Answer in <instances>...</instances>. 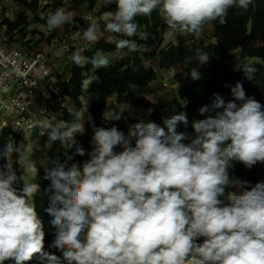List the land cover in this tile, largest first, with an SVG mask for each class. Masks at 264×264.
<instances>
[{"label": "clouds", "instance_id": "obj_1", "mask_svg": "<svg viewBox=\"0 0 264 264\" xmlns=\"http://www.w3.org/2000/svg\"><path fill=\"white\" fill-rule=\"evenodd\" d=\"M252 3L102 0L104 8L115 5L114 10L104 11L100 20L86 17L85 43L70 56L72 64H90L93 70L81 80L82 92L99 79L95 71L110 66L101 50L84 55L87 45L98 43L104 32L113 34L109 42L115 44L116 57L123 58L149 50L130 39L149 38L136 22L138 16L158 10L171 33L198 38L206 25L225 24L229 9L247 11ZM73 18L72 11L58 7L41 30L51 33ZM117 34L127 38L117 39ZM209 60L207 52L197 49L196 66L185 77L200 80V67ZM237 67L253 79L254 67ZM13 71L20 75L19 69ZM230 91L232 99L214 94L211 106L199 109L204 118L193 121V135L176 130L178 123H188L184 112L163 120L167 131L142 119L129 125L127 134L115 126L93 125L87 153L75 140L85 132L81 111L70 112V122L32 121L39 137L47 136L46 148L56 141L66 150L75 145L73 154L65 152L64 162L57 160L45 169L44 178L50 181L45 211L54 229L50 247L61 255L45 250V227L35 203L39 170L31 151L9 139L0 148V264H29L33 259L40 264H264V182L249 185L229 173L234 162L247 169L264 164V104L246 95L241 82ZM79 99L87 111L88 102ZM129 108L125 104L104 118L119 121ZM77 155L88 159L80 163L74 160ZM20 161L27 166V177L17 175ZM21 181L22 188H17Z\"/></svg>", "mask_w": 264, "mask_h": 264}, {"label": "trees", "instance_id": "obj_2", "mask_svg": "<svg viewBox=\"0 0 264 264\" xmlns=\"http://www.w3.org/2000/svg\"><path fill=\"white\" fill-rule=\"evenodd\" d=\"M11 1L21 5L25 12L20 13L15 21L4 19L2 25L7 26L8 33L17 32L24 40L30 26L29 16L26 12L30 13L35 21H39L40 2L39 0ZM99 1L101 0H87L89 9L94 10ZM114 8L115 5L108 9L102 6L98 16L101 17L104 11L114 10ZM136 22L141 26V30L149 33V38L147 41L139 40L138 36L130 39L136 40L137 43L146 44L149 49L147 52L128 53L123 58H117L115 44L101 39L91 48H88L84 55L91 57L97 50H101L109 57L111 63L108 68L95 71V75L99 79L90 86L89 90L82 92L81 80L93 73L91 65L81 68L72 64L69 78L57 83L58 94L51 93L52 104L48 106V111L53 115H59L60 121L70 122L73 119L67 109L58 105L60 98H68L77 109L83 108L79 97L85 96L87 98L88 112L93 117V121L86 124L85 132L76 141L85 149L86 153L90 151L93 125L105 128L115 126L123 132L128 129L119 121H108L104 118V113L109 107L108 101L113 96H116V103L110 106L113 112L118 113L120 111L119 104L127 95L130 97L133 107L150 110L152 121L162 127H165L163 124L165 118L175 113L184 112L188 123L187 125L178 123L176 130L189 135L194 134L193 121L204 118L200 115L199 109L202 106L210 107L214 94H220L225 101L232 99L230 90L237 82L243 84L246 95L253 96L261 104H264V0H253L247 11L239 8L229 9L226 23L223 25L218 21L212 22L214 42L211 44L198 42L197 37L188 35L185 44L164 46V35L169 29L158 10H154L150 16L136 17ZM101 25L103 27V22ZM57 37L58 33L54 30L46 40L51 43ZM116 38L126 39L127 37L117 34ZM31 43L39 47L41 42L27 41L25 44ZM197 49L207 52L210 60L200 67L202 78L193 81L190 77L185 76L192 67L196 66L195 53ZM124 51L127 52V49ZM188 58H192V63H186ZM154 60H158L160 70H173L175 72L174 79L178 84L177 98L166 105L153 103L147 99L153 94L151 85L158 79L157 71L152 66ZM237 64L254 67L253 79L248 80L242 68H238ZM130 84L135 85V87L130 88ZM122 118L126 119L130 125L139 121L138 119H131L126 113H123ZM165 131H167L166 127ZM9 139L19 145L21 136L9 128H2L0 130V148ZM74 152L75 145L67 151L69 155ZM86 159H88L87 155L74 157V160L80 163ZM64 160L65 153L60 156V162H64ZM3 163L4 161L0 160V164ZM15 167L17 171L18 164ZM232 175L242 181H247L249 185L264 182V164L258 163L253 168L247 169L243 164L235 162ZM44 177L45 174L42 177L40 192L36 194L35 203L38 215L45 227V250L60 256L57 249L50 247L54 240V229L49 224L51 217L45 211L49 205L45 190L50 181ZM29 264H40V262L33 259Z\"/></svg>", "mask_w": 264, "mask_h": 264}, {"label": "rangeland", "instance_id": "obj_3", "mask_svg": "<svg viewBox=\"0 0 264 264\" xmlns=\"http://www.w3.org/2000/svg\"><path fill=\"white\" fill-rule=\"evenodd\" d=\"M40 2V10L38 12L39 21H35L34 17L26 12L29 16V28L27 31V35L24 40L21 39V35H19V42L24 44L25 41H33V42H41L39 47L43 49L45 52L49 54L51 62L55 65V69L53 71L52 76L46 81L44 86V90L46 91V98H41L38 101V105L36 106L35 113L41 117L40 119H48L54 118L56 122L60 121V118H56L53 114H42L41 112L46 109L47 104L51 102V93L55 90L57 83L62 80H66L69 76V65L68 61L72 54V51H75V47H79L83 45L85 42L82 40V32L87 28V22H84L85 16H93L95 19L100 20L98 16V12L102 5V0L97 3V6L94 10H90L87 6H85V0H39ZM58 7H64L67 10H70L74 13V18L70 24L65 25L63 28L55 29L58 33V37L56 40H53L51 43L47 42V38L52 34L46 33L41 30V26L46 24V18L48 14L54 12ZM25 12V10L19 6H13L11 8H4L2 18L0 21L4 19H9L10 21H14L20 13ZM8 14V15H7ZM87 21V20H86ZM103 21H100L102 24ZM101 29L103 27L101 25ZM212 27H206L200 37L197 38L198 42H203L205 44H211L214 42L212 38L213 34ZM106 32H104L105 35ZM103 35V36H104ZM188 40V35L183 34H173L170 30L164 35V46L170 44H185ZM92 44L87 45V49ZM115 57V56H113ZM152 66L158 72V79L154 83V99L161 102L170 101L177 94V86L176 81L174 79L175 72L173 70H165L162 71L158 67L157 60L152 62ZM45 99V100H43ZM43 100V101H41ZM46 102V104H45ZM123 103V101H122ZM120 103V104H122ZM69 106V105H68ZM130 108L126 113L131 119L144 120L145 122L151 120L149 117L146 119L145 110L142 108H134L131 104H129ZM48 109V108H47ZM121 110V108L119 107ZM39 119V120H40ZM152 121V120H151ZM6 122V116L0 115V130L3 128V123ZM130 125V124H129ZM127 134V133H126ZM76 136H79L78 134ZM77 138V137H76ZM47 141V136L39 137L38 131L27 135L24 140L21 142V145L29 149L33 154H31V159L34 161L38 167V169H42L45 172L46 168H51L54 166V163L51 162V158H53L54 162L60 161V154L65 153L67 150L65 147L59 142L57 143L58 151L53 152L50 156L49 153L52 152L54 143L50 147H45V143ZM24 166V173L27 177V166L24 161H20ZM37 177L35 178V180Z\"/></svg>", "mask_w": 264, "mask_h": 264}, {"label": "built area", "instance_id": "obj_4", "mask_svg": "<svg viewBox=\"0 0 264 264\" xmlns=\"http://www.w3.org/2000/svg\"><path fill=\"white\" fill-rule=\"evenodd\" d=\"M0 21V115L6 116L3 128H9L19 133L22 131L35 132L31 122L39 120L35 113L38 101L46 98L44 86L52 76L55 65L49 54L34 43H20L19 34L8 33L7 26ZM19 69L16 75L13 69ZM58 94V91H54ZM45 100V99H43ZM41 100V101H43ZM70 100L60 98L58 105L67 109ZM46 104V102H45ZM47 104L44 112L48 114Z\"/></svg>", "mask_w": 264, "mask_h": 264}, {"label": "crops", "instance_id": "obj_5", "mask_svg": "<svg viewBox=\"0 0 264 264\" xmlns=\"http://www.w3.org/2000/svg\"><path fill=\"white\" fill-rule=\"evenodd\" d=\"M13 6H16V7H19V6H21V5H19V4H17V3H15V2H13V1H11V0H0V18H2V14H3V9L4 8H11V7H13ZM22 7V6H21ZM101 7H102V5H101ZM100 7V8H101ZM23 8V7H22ZM24 9V8H23ZM8 15V14H7ZM86 17L87 16H85V18H84V22L86 23L87 22V24H88V21H86L87 19H86ZM17 19V18H16ZM15 19V20H16ZM14 20V21H15ZM212 27V29H213V26H212V24L210 23L207 27ZM206 28V27H205ZM204 28V29H205ZM212 34H213V32H212ZM110 36H112V34H110V33H105V35L101 38V39H105V40H107V41H109V37ZM212 38H213V36H212ZM100 39V40H101ZM95 44V43H94ZM94 44H92V45H94ZM92 45L89 47V48H91L92 47ZM68 59H70V58H68ZM157 62H158V60H157ZM68 65H69V69L71 68V66H72V63H71V60H69L68 61ZM157 71V70H156ZM163 71H165V70H163ZM69 73H70V70H69ZM157 74H158V72H157ZM69 76H70V74H69ZM69 76H68V78H69ZM67 78V79H68ZM155 83V82H154ZM154 83L151 85V87H152V90H153V94H152V96H150V97H147V99L149 100V101H151V102H153V103H159L160 101H157V100H155L154 99ZM176 88H177V90H178V84H176ZM87 102H88V100H87V98L84 96L83 97ZM175 98H177V94L175 95V97L173 98V99H171L170 101H167V102H161V104L162 105H166V104H168L169 102H171L172 100H174ZM108 103H109V107L106 109V111H105V113H104V115L105 116H109V115H111L112 113H114L112 110H111V108H110V106L112 105V104H115L116 103V96H113L112 98H110L109 99V101H108ZM125 104L126 105H129V104H131V102H130V97L129 96H124L123 97V103L122 104H119V107L122 109L123 107H125ZM135 108V107H134ZM138 109V108H137ZM67 110L69 111V112H75V111H81L82 112V114H83V118H84V120L86 121L85 122V126H86V124L87 123H91L92 121H93V117L89 114V112H88V110L87 111H85L84 110V108H82V109H77L74 105H73V103L70 101V103H69V106L67 107ZM145 110V109H144ZM126 113L128 112V110H126L125 111ZM129 113V112H128ZM145 114H146V119L149 117L150 119H151V111L150 110H145ZM56 118H59V115L57 116V115H54ZM152 120V119H151ZM119 122H121V123H123L126 127H128L129 128V122L126 120V119H121V120H119ZM127 131H128V129H127ZM127 131H125L124 133L126 134L127 133ZM31 133H34V132H29V131H22V132H19V133H17V134H19L20 136H21V141H20V144L19 145H21V142L24 140V138L27 136V135H29V134H31ZM79 136L81 135V134H78ZM46 136V135H45ZM79 136H76L77 138L79 137ZM75 137V140L77 141V138ZM69 150V149H68ZM67 150V151H68ZM118 151H119V149H117ZM56 151H58V147H57V143H54V146H53V149H52V152H50L49 153V155L48 156H50L53 152H56ZM31 154H33V152H31ZM63 154V153H62ZM60 156H61V154H60ZM54 159L53 158H51V162H53L54 163V161H53ZM234 167H235V162H234V165H233V167L229 170V173H230V177H234L233 175H232V171H233V169H234ZM39 171H38V177H37V179L35 180L36 182H38L39 184H40V186H41V181H42V177H43V175L45 174V172L42 170V169H38ZM23 173H24V166H23V164L21 163V162H19L18 163V170H17V175L18 176H20L21 174L23 175ZM235 178V177H234ZM22 186H23V182L21 181L19 184H17L16 185V187L17 188H22ZM59 254L61 255V253L59 252Z\"/></svg>", "mask_w": 264, "mask_h": 264}]
</instances>
